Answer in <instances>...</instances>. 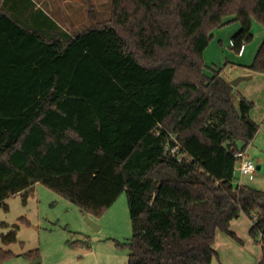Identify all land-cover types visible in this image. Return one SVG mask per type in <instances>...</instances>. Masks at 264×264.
Here are the masks:
<instances>
[{"label":"trees","instance_id":"16d2710c","mask_svg":"<svg viewBox=\"0 0 264 264\" xmlns=\"http://www.w3.org/2000/svg\"><path fill=\"white\" fill-rule=\"evenodd\" d=\"M4 1L0 206L41 182L99 215L125 192L127 264H211L217 231L236 238L231 221L254 215L264 264V191L233 181L258 130L253 102L204 62L212 31L233 21L240 53L252 22L264 26V0H111L107 19L52 35ZM247 68L264 73V41ZM13 256L0 247V261Z\"/></svg>","mask_w":264,"mask_h":264},{"label":"rangeland","instance_id":"374dc122","mask_svg":"<svg viewBox=\"0 0 264 264\" xmlns=\"http://www.w3.org/2000/svg\"><path fill=\"white\" fill-rule=\"evenodd\" d=\"M37 1H34L35 5ZM70 1L74 3L73 0ZM110 3L111 0L107 5V16L95 15L96 18L91 19L87 14L89 20L83 22L82 27L68 28L69 33L74 34L92 25L96 20L107 19ZM38 7L45 8L53 19L58 20V16L45 5L41 4ZM234 23L238 25L233 21L224 26L225 29L219 36V39L222 38L221 42L215 37L205 49L204 62L207 75H212L221 69V75L229 81L239 76L238 73L242 69L232 64L237 53L230 47V37L240 28L233 31ZM260 30L264 31V26L254 20L252 32L255 35L247 44L248 57L251 51L255 55L261 42L264 41ZM214 31L215 29L212 33ZM246 57L247 55L244 57L245 60L242 57L237 58L238 63L246 61ZM227 59L231 63H228ZM251 80H242L236 87L249 84ZM254 95H257V106L264 105V98H260L258 91L254 92ZM245 154L256 167L260 166V168L241 176L236 167L233 181L237 183V180H240V183L264 191V132L255 135L246 146ZM85 214L96 224V228L88 224ZM20 217H24L25 220L21 221ZM231 224L230 230L237 233L236 238L217 231L216 255L211 264H257L260 246L249 234L251 220L242 213L238 218L233 219ZM11 231H15V240L3 242L2 237L7 236ZM131 233L125 192H122L101 214L92 215L83 213L75 204L38 182L17 194L7 196L0 206V247L14 254L13 257L0 261V264H32L36 258H40L37 264H127L128 249L125 243L131 237ZM74 242L77 244H73ZM35 248L39 250V256L33 261H28L23 254Z\"/></svg>","mask_w":264,"mask_h":264},{"label":"crops","instance_id":"0c3cea01","mask_svg":"<svg viewBox=\"0 0 264 264\" xmlns=\"http://www.w3.org/2000/svg\"><path fill=\"white\" fill-rule=\"evenodd\" d=\"M34 1L35 0H5L4 8L27 27L33 28L46 35H52L54 31H57L58 29L69 33L67 30L68 28L82 27L83 22L89 20L87 19V14L91 16V19L96 18L94 17L95 15L102 16V14H104V16H107L108 14L107 5L109 4V0H73L74 3L70 0H38L36 5ZM59 1L61 2L59 3ZM31 4L33 5L31 6ZM41 4L45 5L48 10L56 14L58 20L53 19L45 8L40 9L38 6ZM103 7H105V9H102ZM238 25L236 23L233 24V31H236L239 28ZM223 29L225 28L222 27L220 29H215L212 33L213 39H215V37L219 39ZM257 33L259 34V30ZM260 33L261 37L264 36V31H261ZM254 35L255 33L253 36ZM221 41L222 38L219 39L218 42ZM247 47H249L247 44L242 47L240 53L235 57L236 59H233L235 61H232V64L242 69L238 73L239 76L250 75V79L252 80L249 84L237 88L236 86L241 82L240 81L234 87L243 97L253 102V107L250 110L249 115L250 118L258 124V130L255 134L257 135L261 131L264 132V105L257 106V95H254V92L258 91L261 96L260 98H264V73L250 72L248 70L247 66L250 64L254 53L251 51L250 57H248L249 52L246 50ZM245 55H247L246 61H240L241 63H238L237 58H244ZM227 62L231 63L228 59ZM257 161H259V159H257ZM259 168L260 166H257V169ZM230 227H232V224ZM233 232L237 234L235 231Z\"/></svg>","mask_w":264,"mask_h":264},{"label":"built area","instance_id":"2783aa9c","mask_svg":"<svg viewBox=\"0 0 264 264\" xmlns=\"http://www.w3.org/2000/svg\"><path fill=\"white\" fill-rule=\"evenodd\" d=\"M178 145H175L173 147L170 148V151L172 154L177 152L178 149ZM178 158L180 159V156H178ZM237 168L239 170L240 175H244V174H248V173H252L254 171H256L257 167L254 165V163L251 161V159L248 158V156L245 154V152L242 154V159L241 162L237 165ZM237 184H242L240 183V180H237ZM251 223L255 222L256 217L253 215Z\"/></svg>","mask_w":264,"mask_h":264},{"label":"water","instance_id":"95a60500","mask_svg":"<svg viewBox=\"0 0 264 264\" xmlns=\"http://www.w3.org/2000/svg\"><path fill=\"white\" fill-rule=\"evenodd\" d=\"M250 77H251L250 75L238 76L234 80H231L230 83L233 86H236L240 81H242V80H248V79H250ZM85 218H86V221L88 222V224L90 226H92L93 228H96V224L88 217L87 214H85ZM39 261H40V258H36V260L33 261L32 264H37Z\"/></svg>","mask_w":264,"mask_h":264}]
</instances>
